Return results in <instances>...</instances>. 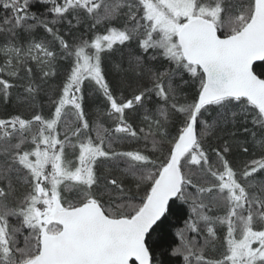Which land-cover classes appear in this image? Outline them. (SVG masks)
Returning <instances> with one entry per match:
<instances>
[{
	"label": "snow or ice",
	"instance_id": "1",
	"mask_svg": "<svg viewBox=\"0 0 264 264\" xmlns=\"http://www.w3.org/2000/svg\"><path fill=\"white\" fill-rule=\"evenodd\" d=\"M47 3L52 4L49 16L62 19L82 9L91 28L103 25V30L90 41L70 44L54 27L57 19L32 11ZM0 6L10 13L0 17V73L19 77L23 70L31 77L36 67L43 77L55 75L58 52L32 38L38 27L59 42L60 57L74 58L51 118L0 119V264H164L156 255L159 237H154L174 211L182 210L177 200L188 204L192 215L170 255L182 256L184 264H264V180L253 179L264 174V0H0ZM132 42L174 67L156 68L141 56L131 58L130 66L141 70L137 74L146 75L151 87L118 102L104 77L101 54ZM183 72L198 81V98L178 107L169 102L179 88L173 80ZM88 79L106 98L114 128L99 120L90 125L81 90ZM11 87L0 78L5 98ZM38 87L30 80L25 91L31 95ZM152 94L162 102L157 118L146 116L147 130L138 132L125 111L142 106ZM211 106L237 108L244 123L251 116L257 129L243 128L258 155L239 172L227 159V140L211 149L214 160L203 146L223 115L212 123L201 120ZM175 112L184 119L173 135L168 122ZM69 114L75 127L65 123L61 139L58 129ZM117 134L150 138L152 153L115 150ZM245 144L240 147L247 154ZM66 148L74 155L78 151L75 160ZM157 152L162 159L153 158ZM100 160L112 162L119 174L98 175ZM129 178L135 191L126 183ZM21 180L25 191L17 196ZM71 193L75 199H69ZM220 209L223 215L214 214ZM13 217L17 225L10 224ZM217 226L226 227L225 251L219 259H207L206 249L218 239ZM202 229L206 235L199 245L188 233L199 236Z\"/></svg>",
	"mask_w": 264,
	"mask_h": 264
},
{
	"label": "trees",
	"instance_id": "2",
	"mask_svg": "<svg viewBox=\"0 0 264 264\" xmlns=\"http://www.w3.org/2000/svg\"><path fill=\"white\" fill-rule=\"evenodd\" d=\"M32 3H37V0H32ZM51 7L52 4L47 3L46 5H38L36 8H33L32 11L37 15L44 14L47 16L48 20L54 18L57 19L58 22L54 27L70 44L78 43L81 39H87L90 41L97 31L103 30V25H97L96 29H92L90 18L82 9L71 10L69 14H66L64 18L60 19L56 18L55 14H51L50 16L47 14V9ZM5 15H10V13H6L2 6H0V17H4ZM69 20L72 21L71 24L68 23ZM32 38L37 41H45L49 44L51 50L58 52V58L52 64V67L55 70V75L43 77L40 70L36 67H33L31 77H28L23 70L20 72L19 77H11L6 72L0 73V78L8 80L9 83L13 85V87L9 89L10 94L7 98L0 93V119H9L10 117L17 115L24 119H31L34 115H41L45 119L51 118L54 113L53 101L59 98L63 84L66 82L67 76L70 74L74 58L59 56L58 41L53 42L51 36L47 34L42 27H38L35 30ZM153 55L157 54L152 50L144 53L142 49L137 47L135 42L127 43L126 45H115L113 50H106L101 54V66L104 77L109 84L112 94L117 98L118 102L131 99L133 94H138V91L144 87H151L148 77L144 74L138 75L137 72L141 70L138 69L134 71L130 66L129 61L131 58L141 56L146 63L156 68L174 67L170 66L168 62L159 55H157L155 61H151L150 57ZM2 62L3 58L0 57V63ZM30 80L34 81L35 84L39 86L37 91L31 95L25 91V87ZM173 84L179 86V88L175 100H171L169 102L170 104L176 103L179 107L180 105L191 104L198 98V81H194L189 73L183 72L181 75H177L173 80ZM81 90L84 96L85 114L90 125L94 126L97 120H99L105 128H114L116 118L108 115L110 106L103 93L98 90L95 82L90 79L85 80ZM161 103L162 102L159 98L156 97L155 94H152L151 97H146L144 99L142 106L135 105L133 109L126 110L125 119L133 128H136L138 132L140 128H145V130H147L150 121L146 120L145 117L147 116L152 120H155L158 115L157 109ZM66 111L70 112V106ZM233 111L238 113L235 118L232 117ZM239 111L240 110L237 108L220 109L216 106H211L200 118L203 121L212 123L214 120L218 119V114H223L222 117L219 118V124L216 130L210 136L204 138L203 146L209 152L210 157L214 160L215 157L211 152V149L221 147L224 141L227 140L231 146L227 159L238 172L253 154L258 155V149L252 147L251 135L243 132L244 127H248L253 131H256L257 129L254 128L251 122V116H249L247 123H244ZM183 119V114L178 112H175L172 115L168 122V130L171 134L175 135L176 127ZM65 123L69 129L75 127L73 118L69 114L66 119L62 121V125L58 129L61 132V139H63ZM36 127L37 126L34 125L33 130H35ZM201 127L202 125L198 122V130ZM233 133H235L234 136L232 135ZM91 135L95 138L94 131ZM117 136V142L112 145L117 151L143 150L148 154L152 153V143L150 138L148 140H144L143 138L136 139L125 134H117ZM72 142L76 143L74 138ZM245 142H247L245 146L249 147V153L247 154L244 153L240 147V144ZM25 147L30 148L31 144L27 143ZM163 152L164 154L167 153V145L164 146ZM66 153H68V158L72 160H75V155H78V151L74 155L73 150L70 148H66ZM153 158L162 159L163 157L157 152ZM3 160L4 156L0 154V161ZM119 167L120 169L124 168V163L121 162ZM109 170H111L113 175L119 174L118 169L113 167L112 162L106 160L98 161V175H104ZM253 179L255 181L264 180V174H256ZM126 183L128 187H131L133 191H135L134 185L131 183V178H129ZM16 187V195L20 196L25 191V187L22 186V180L20 183L16 184ZM191 190L192 189H189V191ZM136 194L139 196L143 193L141 191ZM68 196L69 199H75L74 193L68 194ZM104 199L107 200L108 196L105 195ZM12 202L13 199L10 197L9 203ZM176 203L182 210L174 211L154 237H159V242L156 247V255L164 261V264H184L182 256H172L169 254L168 250L178 244L179 237L177 233L180 229L184 228V222L188 220L192 214L188 204L180 200H177ZM214 214L223 215V209L218 210ZM17 223L18 221L16 218H10L11 225H17ZM25 234H27V230H25ZM205 235L206 233H204L203 229L199 236H196L195 233H188L189 238L195 236L199 245H203ZM225 235L226 227L217 226L218 239L215 241L214 247H208L206 249L205 256L207 259H219L222 257L226 247V242L224 240Z\"/></svg>",
	"mask_w": 264,
	"mask_h": 264
}]
</instances>
